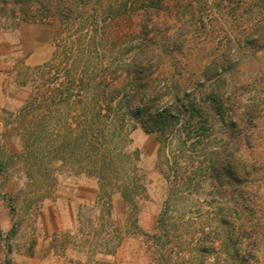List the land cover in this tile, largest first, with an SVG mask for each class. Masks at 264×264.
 Masks as SVG:
<instances>
[{"label":"trees","instance_id":"trees-1","mask_svg":"<svg viewBox=\"0 0 264 264\" xmlns=\"http://www.w3.org/2000/svg\"><path fill=\"white\" fill-rule=\"evenodd\" d=\"M90 1L96 13L109 9L107 0ZM81 3L43 0L42 17L68 22L82 14ZM124 5L123 19L136 16L126 56L118 54L128 45L123 35L105 41L96 28L80 62L74 58L66 68V80L21 108L18 122L33 131L21 136L24 149L92 175L99 200L118 191L132 214L146 192L123 134L134 121L157 136V167L168 184L156 244L166 248L171 239L172 199H189L208 182L220 195L216 215L227 237L223 246L215 238L199 245L215 254L214 262L201 264H264V0ZM30 8L19 7L24 19H37ZM112 49L116 54L107 56ZM56 105L77 107L75 133L68 125L58 134H37L55 124L50 108ZM0 171L6 174L2 164ZM159 262L171 264L164 253Z\"/></svg>","mask_w":264,"mask_h":264},{"label":"rangeland","instance_id":"rangeland-1","mask_svg":"<svg viewBox=\"0 0 264 264\" xmlns=\"http://www.w3.org/2000/svg\"><path fill=\"white\" fill-rule=\"evenodd\" d=\"M126 1L107 0L108 11L96 13L92 1L82 0V14L66 22L59 16L42 17L43 0H0V164L6 171H0L1 264H160L161 253L171 264L212 263L215 254L201 252L199 245L215 238L223 246L226 240L216 215L220 195L206 182L189 199H172L171 239L166 248L156 244L153 235L159 233L168 184L157 167V136L134 121L129 120L123 134L146 192L137 197L132 214L118 191L99 200L92 175L50 158L37 160L35 149H24L21 136L33 131L29 122H18L21 108L35 93L66 80V68L74 58L80 62L81 49L95 37L96 28L105 41L112 33L110 40L118 34L127 43L134 39L136 16L123 19L128 16ZM23 3L32 6L28 15L37 19H24ZM129 48L130 43L118 54L126 56ZM112 50L106 55L116 54ZM77 112L74 106H53L55 124L37 134H58L68 125L75 133Z\"/></svg>","mask_w":264,"mask_h":264},{"label":"crops","instance_id":"crops-1","mask_svg":"<svg viewBox=\"0 0 264 264\" xmlns=\"http://www.w3.org/2000/svg\"><path fill=\"white\" fill-rule=\"evenodd\" d=\"M0 264H1V259H0Z\"/></svg>","mask_w":264,"mask_h":264}]
</instances>
